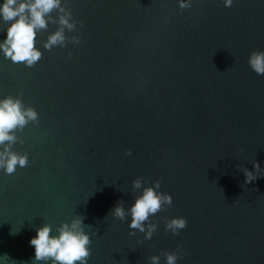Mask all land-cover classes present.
<instances>
[{
  "label": "water",
  "instance_id": "1",
  "mask_svg": "<svg viewBox=\"0 0 264 264\" xmlns=\"http://www.w3.org/2000/svg\"><path fill=\"white\" fill-rule=\"evenodd\" d=\"M61 3L77 22L65 35L79 43L44 49L58 27L49 23L34 66L0 51V98L38 113L12 145L28 165L0 168V264H33L36 229L57 235L77 215L87 264H166L163 250L176 264H264V175L244 184L242 170L264 169V75L248 64L264 51V0ZM6 27L0 19V42ZM155 180L172 205L150 215L146 240L110 210L128 209ZM175 216L187 222L177 234L165 228Z\"/></svg>",
  "mask_w": 264,
  "mask_h": 264
},
{
  "label": "clouds",
  "instance_id": "2",
  "mask_svg": "<svg viewBox=\"0 0 264 264\" xmlns=\"http://www.w3.org/2000/svg\"><path fill=\"white\" fill-rule=\"evenodd\" d=\"M233 0H224V5L230 7ZM181 9L191 7L189 0H178ZM56 11L53 17L50 13ZM0 19L7 24L6 37L0 42V51L6 58H10L16 64H24L27 67L34 66L42 56L36 48L37 32H43L49 23L57 24L55 31L50 32L44 40L43 47L51 50L55 47H64L70 39L73 43H79V37L73 35L70 38L65 35V29L74 31L76 21L72 19L71 11L65 7L61 0H3L0 4ZM250 68L258 75H264V51L253 50L248 57ZM38 113L31 106H25L19 96L7 95L0 98V168L7 174H13L17 166L24 168L28 165L27 153H19L12 150L16 142L23 140L16 135L29 122H37ZM126 155H131L126 150ZM244 184L258 178L257 173L264 175V169L258 162H253V170L243 168ZM143 177H137L132 181V188L141 189ZM145 183H147L145 181ZM160 181L155 180L151 186L143 187L142 193L134 198V202L125 209L122 202L110 210L113 217L124 220L131 217L128 227L144 234L146 240H150L156 230V224L148 222L150 215H155L163 207L172 205V197L166 192L157 191ZM147 222V223H146ZM187 222L182 216L165 219L166 230L177 234L184 229ZM85 224L82 216H75L69 222H61L57 229V235H50L49 224L44 223L36 229V235L30 238L29 243L34 246L33 264L38 261L51 260L52 264H87L90 255L89 235L84 231ZM11 234H15L12 232ZM135 235V232H130ZM166 264H176L178 253L162 251ZM152 264H158L159 256L150 257Z\"/></svg>",
  "mask_w": 264,
  "mask_h": 264
}]
</instances>
